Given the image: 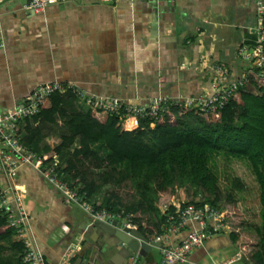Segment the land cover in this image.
<instances>
[{
    "label": "crops",
    "instance_id": "1",
    "mask_svg": "<svg viewBox=\"0 0 264 264\" xmlns=\"http://www.w3.org/2000/svg\"><path fill=\"white\" fill-rule=\"evenodd\" d=\"M27 1L0 0V110L48 80L73 81L83 92L131 101L148 102L157 94L193 97L211 90L215 63L227 67V80L244 73L247 65L237 46L255 36V0H75L37 11L27 8ZM45 123L52 128L42 129L39 145L55 146L51 130H59L60 137L62 120ZM2 183L11 190L17 185L27 226L49 264L71 240H78L79 248L70 264H79L82 247L100 240L99 233L88 231V214L65 201L33 167L21 165ZM193 225L171 232L170 242H179ZM238 243L226 232L215 233L189 251L187 262L176 264H208L241 250ZM140 252L136 264L158 263L157 246ZM8 255L9 250L0 254V264ZM232 264L251 263L244 255Z\"/></svg>",
    "mask_w": 264,
    "mask_h": 264
},
{
    "label": "trees",
    "instance_id": "2",
    "mask_svg": "<svg viewBox=\"0 0 264 264\" xmlns=\"http://www.w3.org/2000/svg\"><path fill=\"white\" fill-rule=\"evenodd\" d=\"M258 70L247 69L246 82L216 111L205 112L197 106L171 104L157 118H137L132 125L105 109L83 108L71 90L51 92L42 99L39 113L23 120L22 140L37 152H44L46 159L57 153L61 158L62 177L78 184L79 190L85 191L98 206L120 210L113 208L115 202L105 205L97 200L95 193L107 181L115 185L128 179L135 197L122 209L133 213L135 228L148 239L153 235L149 234L151 230L140 216H148L159 233L168 213L187 202L173 199L177 188L191 187L195 194L204 192L203 199L190 201L217 204L230 225L238 223L242 227V234L234 229L226 233L233 241L240 235L246 239L251 236L250 244L239 248L246 252L251 264H263L264 66L263 75H258ZM56 115L61 118L65 130L60 135V142L55 146L47 143L40 146L42 127L32 122H53ZM96 141L104 143L106 152L99 153L94 147ZM63 147L70 152L64 155ZM218 154L248 163L258 184V223L246 221L229 191V201L225 205L228 208L219 202L221 189L217 174L210 166V161ZM119 163L123 166L118 167ZM231 183L236 189L243 187L238 176H234ZM164 203L168 205L162 211L160 206ZM12 234L13 228L0 210V254L9 250L1 264H24L23 245L12 240Z\"/></svg>",
    "mask_w": 264,
    "mask_h": 264
},
{
    "label": "built area",
    "instance_id": "3",
    "mask_svg": "<svg viewBox=\"0 0 264 264\" xmlns=\"http://www.w3.org/2000/svg\"><path fill=\"white\" fill-rule=\"evenodd\" d=\"M75 0H28L25 6L34 11L43 9L49 3H64ZM111 1V0H106ZM255 25L253 27L254 40L243 42L237 46V55L247 65V69L257 68L258 75H263L264 66V0H255ZM3 45V35L0 30V47ZM215 75L211 90L199 93L193 97L173 98L157 94L148 102L128 100L116 95H98L83 92L82 88L73 81L48 80L38 82L32 91L24 98L6 110H0V210L4 213L7 223L13 228L12 236L23 245L22 260L24 264H49L45 254L40 249L27 226L28 211L23 203L17 185L12 184V190L6 187L2 180L17 175L21 165L33 167L39 174L60 192L65 201L81 208L91 220L111 222L119 219L122 225L135 227L132 221L133 213L120 210H109L105 206L94 204L93 199L85 191L79 190L78 184H72L62 177L61 158L53 153L49 159L44 152H37L22 140L21 123L25 118H33L40 111L42 99L51 92H65L71 90L78 96V100L86 107L102 108L110 113L118 114L127 125H132L137 118H157L171 104L197 106L205 112L216 111L222 107L231 94L246 82V71L231 80H227L228 69L224 64L213 65ZM152 124V123H151ZM167 203L160 206L162 211ZM194 222L179 242L171 243L169 235L180 228ZM232 226L225 213L217 204L209 201L198 203L187 201L176 211L167 215L162 231L155 233L148 241H159L160 257L157 264H176L187 262L188 253L196 246H200L206 238L218 233L230 231ZM79 248L78 240H71L63 250L55 264H70ZM241 250L235 251L222 259L213 260L208 264H232L244 256ZM137 253L131 255L130 264H136Z\"/></svg>",
    "mask_w": 264,
    "mask_h": 264
},
{
    "label": "rangeland",
    "instance_id": "4",
    "mask_svg": "<svg viewBox=\"0 0 264 264\" xmlns=\"http://www.w3.org/2000/svg\"><path fill=\"white\" fill-rule=\"evenodd\" d=\"M82 107L84 108V106ZM57 117L58 116H56V118ZM46 125L49 124L41 123L42 129L46 128ZM51 131H53L56 134V135H52V137L57 138L58 142L55 143L56 145L60 142V137L57 136L60 131L55 129ZM103 146L104 145L101 142L100 144L97 143L94 144V147L99 149V151L102 153L103 151H101V148H104ZM62 152L65 155L68 154L70 151L68 148L63 147ZM117 166L121 167L123 166V163H119ZM210 166L218 177V184L220 186L221 195H222L219 202L223 204L225 207L226 203L229 201V199L227 198V191H229L235 197L236 203L240 208V210L243 212L246 221L250 223H258L259 206H260L258 201L259 190H258V184L254 178V175L248 163L243 159L225 157L222 154H218L212 159V161H210ZM234 176H238L240 178L243 184V187L241 189H236L232 186L231 180ZM205 196L206 194L204 192H197L195 194L191 187L182 186L175 190L173 198L175 201H190L191 199H195V200L203 199ZM96 197L99 198V201L103 202L105 205H108L111 202H115L113 208L122 209L123 207L125 208V205L128 204L129 201L134 199L135 193L133 188L130 186L129 180L124 179L120 183L115 185L113 182L107 181L96 191L95 198ZM225 208L228 207L226 206ZM140 217L142 221L147 225V228L151 230L149 234L152 235L156 233V227L154 226L150 218L144 215ZM231 226L234 230L238 232V234H242V227L240 226V224L238 225V223L236 224L232 223ZM252 239L251 236H249V238L246 239L240 235L238 238L239 247L244 244L249 245Z\"/></svg>",
    "mask_w": 264,
    "mask_h": 264
},
{
    "label": "water",
    "instance_id": "5",
    "mask_svg": "<svg viewBox=\"0 0 264 264\" xmlns=\"http://www.w3.org/2000/svg\"><path fill=\"white\" fill-rule=\"evenodd\" d=\"M88 231L99 233L100 240L96 244L87 243L82 247L79 264H127L131 255L141 254L140 250L160 246L159 241H148L135 227L122 225L119 219L111 222L92 220ZM117 257L120 258L119 261L116 260Z\"/></svg>",
    "mask_w": 264,
    "mask_h": 264
}]
</instances>
